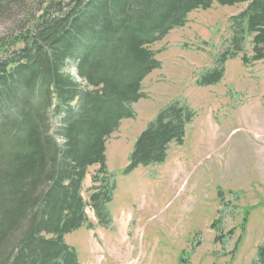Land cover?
<instances>
[{
  "label": "trees",
  "instance_id": "16d2710c",
  "mask_svg": "<svg viewBox=\"0 0 264 264\" xmlns=\"http://www.w3.org/2000/svg\"><path fill=\"white\" fill-rule=\"evenodd\" d=\"M215 2L246 7L232 16L231 47L205 85L223 78L249 37L253 55L243 63L264 60V0H0V264H80L65 237L94 226L87 206L107 224L115 181L106 142L161 66L150 46ZM179 104L141 132L130 168L183 142L193 112Z\"/></svg>",
  "mask_w": 264,
  "mask_h": 264
},
{
  "label": "rangeland",
  "instance_id": "374dc122",
  "mask_svg": "<svg viewBox=\"0 0 264 264\" xmlns=\"http://www.w3.org/2000/svg\"><path fill=\"white\" fill-rule=\"evenodd\" d=\"M245 7L194 10L150 46L161 66L143 80L134 116L106 142L115 181L107 224L87 206L94 226L65 237L80 264H264V60L243 63L251 37L219 82L201 83L221 67L232 16ZM176 101L193 112L183 142H171L160 162L130 168L141 132ZM97 169L83 182L86 201Z\"/></svg>",
  "mask_w": 264,
  "mask_h": 264
}]
</instances>
